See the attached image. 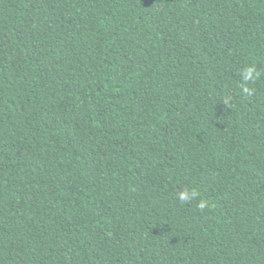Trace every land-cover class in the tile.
<instances>
[{
  "label": "trees",
  "instance_id": "obj_1",
  "mask_svg": "<svg viewBox=\"0 0 264 264\" xmlns=\"http://www.w3.org/2000/svg\"><path fill=\"white\" fill-rule=\"evenodd\" d=\"M0 264H264V0H0Z\"/></svg>",
  "mask_w": 264,
  "mask_h": 264
},
{
  "label": "clouds",
  "instance_id": "obj_2",
  "mask_svg": "<svg viewBox=\"0 0 264 264\" xmlns=\"http://www.w3.org/2000/svg\"><path fill=\"white\" fill-rule=\"evenodd\" d=\"M260 75L261 72L254 65H248L243 70V80L245 82L256 80L260 77ZM243 91L244 93L251 95L254 93L255 89H251L245 86L243 88ZM199 195L200 193L196 189H192L190 192L189 190L185 189L184 191H181L178 194V199L183 204L185 202H190L191 200H194ZM196 207L199 210L203 211L204 209L209 208L210 205L207 200L200 199L197 202Z\"/></svg>",
  "mask_w": 264,
  "mask_h": 264
}]
</instances>
